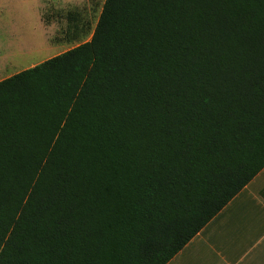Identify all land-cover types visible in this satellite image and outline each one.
<instances>
[{
  "label": "trees",
  "instance_id": "16d2710c",
  "mask_svg": "<svg viewBox=\"0 0 264 264\" xmlns=\"http://www.w3.org/2000/svg\"><path fill=\"white\" fill-rule=\"evenodd\" d=\"M263 169L264 0H106L0 82V264H167Z\"/></svg>",
  "mask_w": 264,
  "mask_h": 264
},
{
  "label": "rangeland",
  "instance_id": "374dc122",
  "mask_svg": "<svg viewBox=\"0 0 264 264\" xmlns=\"http://www.w3.org/2000/svg\"><path fill=\"white\" fill-rule=\"evenodd\" d=\"M106 0H0V82L91 41ZM90 23L72 42L68 17Z\"/></svg>",
  "mask_w": 264,
  "mask_h": 264
},
{
  "label": "crops",
  "instance_id": "0c3cea01",
  "mask_svg": "<svg viewBox=\"0 0 264 264\" xmlns=\"http://www.w3.org/2000/svg\"><path fill=\"white\" fill-rule=\"evenodd\" d=\"M167 264H264V169Z\"/></svg>",
  "mask_w": 264,
  "mask_h": 264
}]
</instances>
